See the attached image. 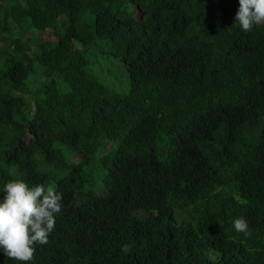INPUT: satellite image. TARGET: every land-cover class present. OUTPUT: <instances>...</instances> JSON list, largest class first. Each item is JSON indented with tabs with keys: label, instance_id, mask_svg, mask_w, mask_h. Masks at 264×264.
I'll list each match as a JSON object with an SVG mask.
<instances>
[{
	"label": "trees",
	"instance_id": "trees-1",
	"mask_svg": "<svg viewBox=\"0 0 264 264\" xmlns=\"http://www.w3.org/2000/svg\"><path fill=\"white\" fill-rule=\"evenodd\" d=\"M238 8L0 0V200L11 180L48 187L42 161L66 173L55 228L26 264H264V23L243 31ZM100 40L125 93L89 70ZM85 164L105 195L86 188ZM0 264L22 262L0 249Z\"/></svg>",
	"mask_w": 264,
	"mask_h": 264
},
{
	"label": "clouds",
	"instance_id": "clouds-1",
	"mask_svg": "<svg viewBox=\"0 0 264 264\" xmlns=\"http://www.w3.org/2000/svg\"><path fill=\"white\" fill-rule=\"evenodd\" d=\"M235 22L245 32L264 23V0H239ZM2 192L5 195L0 200V249L7 258L26 264L33 260L36 246L48 242L56 214L62 210V193L43 184L30 186L23 179L7 182ZM233 226L237 232L251 236L244 217L235 219Z\"/></svg>",
	"mask_w": 264,
	"mask_h": 264
},
{
	"label": "rangeland",
	"instance_id": "rangeland-1",
	"mask_svg": "<svg viewBox=\"0 0 264 264\" xmlns=\"http://www.w3.org/2000/svg\"><path fill=\"white\" fill-rule=\"evenodd\" d=\"M37 34H33L36 36ZM110 48L109 44L104 40H100L96 45L89 49L86 54L89 59V70L96 75L106 86L108 92L125 93L129 89V81L126 70L118 57L110 55L106 50ZM7 64L12 62L11 55L5 56ZM41 78V77H40ZM33 102L30 103V105ZM114 145L109 143L107 148L100 150L101 155L104 156ZM66 155L71 161L81 159L77 156L75 151L71 148L65 149ZM41 169L47 171L51 175V180L47 186L55 188L57 179L64 176L65 171L57 169L53 164L41 162ZM85 177L87 180V189L94 190L102 195L106 192L101 191L105 189L102 181L105 178V173L97 171L96 168H91L90 164H85L84 168Z\"/></svg>",
	"mask_w": 264,
	"mask_h": 264
}]
</instances>
